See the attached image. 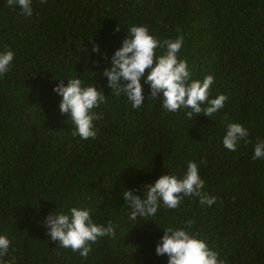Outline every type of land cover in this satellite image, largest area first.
I'll return each mask as SVG.
<instances>
[{
	"label": "trees",
	"instance_id": "1",
	"mask_svg": "<svg viewBox=\"0 0 264 264\" xmlns=\"http://www.w3.org/2000/svg\"><path fill=\"white\" fill-rule=\"evenodd\" d=\"M32 9L24 17L0 0V47L14 53L0 76V234L16 264H166L153 251L160 228L188 220L225 264H264V159L250 158L264 139V0H32ZM131 24L160 38H174L178 28V55L194 77L213 75L210 95L223 93L224 107L190 120L183 109L165 113L150 97L132 109L114 95L101 73ZM75 75L106 95L94 109V139L72 136L57 109L56 79ZM143 90L147 96L146 84ZM227 119L248 130L235 151L220 143ZM187 160L197 163L215 202L204 207L184 197L175 209L161 206L151 221L129 226L121 187L179 175ZM71 206L114 225L84 258L49 240L42 223Z\"/></svg>",
	"mask_w": 264,
	"mask_h": 264
},
{
	"label": "clouds",
	"instance_id": "2",
	"mask_svg": "<svg viewBox=\"0 0 264 264\" xmlns=\"http://www.w3.org/2000/svg\"><path fill=\"white\" fill-rule=\"evenodd\" d=\"M6 2L24 17L33 14L32 0ZM176 33L174 38H160L150 32L145 24L129 25L118 47L108 56V64L101 74L107 88L116 96L122 95L132 109L140 108L150 97L158 102L165 113L183 109L184 116L190 120L197 114L211 117L224 107L227 97L223 93L210 95V86L214 82L211 73L200 78L193 76L187 60L178 55L184 38L178 28ZM98 48L93 43L90 51L95 53ZM83 51L87 56L89 50ZM13 56L11 49L0 47V76L9 71ZM56 81L52 92L58 97V112L71 124V135L81 140L94 139L97 130L93 122L99 118L94 109L105 102L106 95L92 81L85 82L78 75ZM144 84L148 87L147 96L144 94ZM247 136L248 130L244 126L227 119L220 143L223 148L235 151L239 142H248ZM250 158L264 159V139L258 138L253 144ZM204 183L197 163L187 160L179 175L167 171L136 188L121 187L120 199L126 204L129 226L151 221L161 206L175 209L184 197H194L204 207L212 205L216 197L204 190ZM42 223L49 240L60 248L78 252L82 258L89 254L91 243L101 237H111L114 233L111 220L95 222L90 209L81 206H71L67 210L56 208L43 217ZM191 223L188 220L183 226L160 228L162 234L153 245L154 254L165 256L166 264H225L218 251L190 230ZM0 264H16V257L9 253V240L2 234Z\"/></svg>",
	"mask_w": 264,
	"mask_h": 264
}]
</instances>
